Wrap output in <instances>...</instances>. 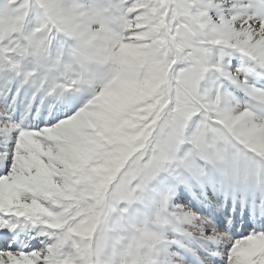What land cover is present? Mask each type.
Wrapping results in <instances>:
<instances>
[{
  "label": "snow or ice",
  "instance_id": "1",
  "mask_svg": "<svg viewBox=\"0 0 264 264\" xmlns=\"http://www.w3.org/2000/svg\"><path fill=\"white\" fill-rule=\"evenodd\" d=\"M0 264H264V0H0Z\"/></svg>",
  "mask_w": 264,
  "mask_h": 264
}]
</instances>
